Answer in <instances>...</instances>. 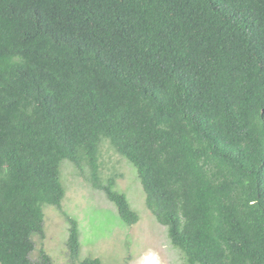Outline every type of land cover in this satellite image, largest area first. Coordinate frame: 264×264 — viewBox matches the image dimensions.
<instances>
[{"label": "trees", "instance_id": "16d2710c", "mask_svg": "<svg viewBox=\"0 0 264 264\" xmlns=\"http://www.w3.org/2000/svg\"><path fill=\"white\" fill-rule=\"evenodd\" d=\"M104 139L186 264H264V0H0V264H54L64 159L138 222Z\"/></svg>", "mask_w": 264, "mask_h": 264}, {"label": "rangeland", "instance_id": "374dc122", "mask_svg": "<svg viewBox=\"0 0 264 264\" xmlns=\"http://www.w3.org/2000/svg\"><path fill=\"white\" fill-rule=\"evenodd\" d=\"M100 176L103 181L116 176V189L125 192L139 220L127 224L117 206L105 192L93 187L88 180L87 166L80 170L64 159L60 166L61 180L66 188L62 210L53 205L44 207L46 236H33L36 249L41 248L52 257L54 264H73L68 255L67 241L70 223L66 214L78 221L81 240L80 258L99 257L104 264H186L181 250L176 248L162 225L148 208L146 192L136 168L104 139L100 153Z\"/></svg>", "mask_w": 264, "mask_h": 264}]
</instances>
